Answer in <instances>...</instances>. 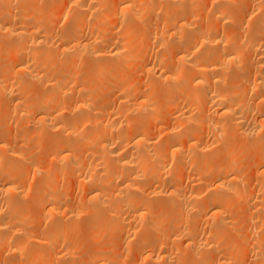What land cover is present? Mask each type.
<instances>
[{
  "label": "bare ground",
  "instance_id": "6f19581e",
  "mask_svg": "<svg viewBox=\"0 0 264 264\" xmlns=\"http://www.w3.org/2000/svg\"><path fill=\"white\" fill-rule=\"evenodd\" d=\"M244 1L241 16L237 0H0V50L13 62L0 93L13 96L17 131L0 129V264H173L178 236L218 248L233 197L246 195L244 166L264 174V0ZM32 135L49 137L44 162L29 154ZM237 140L254 149L247 163ZM65 176L80 198L59 187ZM83 215L89 243L105 246L77 263L69 222ZM253 216L240 226L257 257L264 220ZM164 221L174 238L152 237ZM228 250L201 261L242 264Z\"/></svg>",
  "mask_w": 264,
  "mask_h": 264
},
{
  "label": "rangeland",
  "instance_id": "374dc122",
  "mask_svg": "<svg viewBox=\"0 0 264 264\" xmlns=\"http://www.w3.org/2000/svg\"><path fill=\"white\" fill-rule=\"evenodd\" d=\"M203 1V0H202ZM231 1V0H230ZM236 1V0H235ZM234 0H233V2H235ZM237 1H239L240 2V0H237ZM244 1V0H243ZM247 1V0H246ZM196 2V1H195ZM194 2V4H197V5H199V7H200V10H201V8H202V10H204V11H207L208 9H206L208 6H207V3H205V6H207V7H205L204 5H203V3L202 2H199V1H197L196 3ZM232 2V3H233ZM239 2H237L238 3V5H236L237 3L235 2V3H233L234 4V6L236 5V6H239ZM245 2V1H244ZM244 2H240L241 3V7L239 6L238 7V10H235L236 8L234 7V9H232V10H235L234 12H235V14H237L238 13V15L239 14H241V16H242V10L243 9H246V8H248V3L246 2V4L244 3ZM202 3V4H201ZM245 4V5H244ZM246 5H247V7H246ZM249 7H250V5H249ZM242 9V10H241ZM250 9V8H249ZM249 9H246V10H244V11H246V12H248L249 11ZM237 11H241L240 13L239 12H237ZM243 13H245V12H243ZM203 14H205L204 12H203ZM244 15V14H243ZM246 16H247V14H245ZM244 15V16H245ZM55 27V26H54ZM7 51V50H6ZM7 52H9V51H7ZM0 67H3V66H6V68H8L9 66L10 67H12L11 65L13 64V62H11V61H8V57L6 58L7 59V61H6V59H5V51H4V49H2V51L0 50ZM8 56V55H7ZM3 65V66H2ZM137 69H139V67H137ZM132 74H135L134 72H132ZM136 75V74H135ZM109 80V78L108 79H104L103 81H105V82H109L108 81ZM111 81V80H110ZM106 83V84H107ZM109 84L110 83H108V86H109ZM32 88H35V90L34 89H32ZM106 91V90H105ZM108 91V90H107ZM109 92V91H108ZM38 90H37V87H35V86H32L31 88H29V89H25L24 91H23V94L26 96V98H25V96L21 93V95H23L22 97H24L25 99H27V98H29V99H32V98H35L38 94ZM105 93V92H104ZM27 94V95H26ZM29 95H30V97H29ZM28 96V97H27ZM13 96H11V95H6V96H4V95H2L1 93H0V129H2V131H4L3 133H5V134H7V135H13V133L16 131V128H15V125H16V120H15V117L14 116H12V114L10 113V111H9V109H8V103L10 102V99L12 98ZM107 97H108V99H107ZM109 98H110V93H105V95H102V102L104 101V102H106V101H108L109 100ZM104 99V100H103ZM107 99V100H106ZM99 101H100V99H99ZM6 104V105H5ZM17 132V131H16ZM0 133H1V131H0ZM44 137H46V138H44L43 139V136H40L39 138L37 137V135H32L30 138H29V140L30 141H32V142H30L29 141V143H30V145L32 144V146L30 147V148H32V150H30L29 151V154H30V156H33V157H38L39 159H41V161L42 162H44L45 161V158H44V147H45V145L48 143L47 141H49V137L47 136V135H44ZM48 137V138H47ZM41 138L43 139V140H41ZM39 139V140H38ZM35 140H37V141H35ZM42 141V147H41V144H39V141ZM47 140V141H46ZM41 141H40V143H41ZM238 142L237 143H239L240 142V144L239 145H237V143H236V145L238 146V148L236 149V151L238 150V153H237V158L238 159H242L243 160V162L244 163H247L249 160H250V156H252L253 154L252 153H254V149H251V147H250V150H249V146L247 145V144H245L246 142L245 141H243V140H237ZM38 142V143H37ZM244 142V143H243ZM36 143V144H35ZM242 143V144H241ZM248 143V142H247ZM35 144V145H34ZM240 145H241V147H240ZM244 145H247L248 147L246 148V146H244ZM36 146V147H35ZM44 146V147H43ZM37 147H39V148H37ZM242 148L243 150H244V148H245V150L244 151H242V150H240V148ZM33 148H36L35 149V151H34V149ZM247 149V150H246ZM240 150V151H239ZM252 150V151H251ZM250 151V152H249ZM240 152V153H239ZM242 152V153H241ZM246 152H248L247 154H246ZM239 154H241L240 155V157H239ZM245 154H246V156H245ZM251 154V155H250ZM241 156H242V158H241ZM41 157V158H40ZM245 157V158H244ZM247 157V158H246ZM250 167H252V166H244V175H243V177H245V184H243V186H242V189H243V191H245V192H247V186H249V187H254L255 189H256V193L253 195V198L251 199L250 198V196H248L247 195V193H245L244 192V194H246L245 195V197L243 198V199H241V198H238V197H233L234 198V200H233V202H231V203H233L232 204V206H235L236 207V210H235V212H233V214L234 215H232V211H234V207L230 210L231 211V214H228L227 216H226V218L224 219V222L227 224V225H229V226H231V231H229V227L227 226V228H226V226L224 227L223 226V229H222V232H224V233H226V235L224 234V238L219 242V245H218V248H219V250H218V248L216 247V248H214L211 252L207 249L208 248V241H210V238L208 237V236H206V239L205 240H203V242H201L202 244H199V246L196 248V249H194V248H189V247H187V242H186V239L185 238H179V236H178V240H177V242L174 244L175 245V249L176 250H172V251H168V254H169V259H168V261L169 262H171V263H173V264H195V261H193V259H196V258H200L199 259V261H197V259H196V264H203L202 262L203 261H201V260H203L204 258H203V256L204 257H206V254H210L211 255V253L212 254H215L216 253V250H218L217 251V253L216 254H218V255H222V253H225V251L228 253V249H232V248H234V247H236V249H237V254L239 253V254H243L244 255V259H242V260H244V261H242L241 263L242 264H264V250H263V252H261L257 257L256 256H254V253L253 254H250L251 252L249 251V247L252 245V243L251 244H244L243 242H242V235L241 234H243V231H244V229H245V227H246V225L250 222V220L248 221V216L251 214H254V221L256 222L255 224H257V222L258 221H260V219L261 220H264V174H262V173H258L257 175H254L253 174V170H252V168L251 169H249ZM252 170V171H251ZM242 173V172H241ZM243 174V173H242ZM58 179V178H57ZM64 179H65V181H67V182H62L63 181V178H62V180H61V178L59 179V184L58 185H60L59 187L60 188H62V189H66V191L68 192V196H69V194H72V195H70L69 197H67V198H69L68 200H71V201H74V200H72V198L74 199H77L76 197H81L82 196V193L78 190V188L76 187V185H75V183L72 181V179H71V177H69V176H65L64 177ZM69 179V180H68ZM38 180H39V178H38ZM38 180H37V182H36V184H33L32 185V191H33V193H35V192H37L36 191V189H37V185H38ZM71 180V181H70ZM68 185H70V186H68ZM66 186V187H65ZM74 186V187H73ZM244 187V188H243ZM81 193V194H80ZM73 194H74V196H73ZM81 195V196H78V195ZM257 197V198H256ZM246 198H248V200L246 199ZM247 201H246V200ZM249 199H250V201H251V203L254 205V208H253V206H252V204H250V201H249ZM253 199H254V202H253ZM257 199V201H255ZM231 200V201H232ZM243 200H245V201H243ZM249 201V202H248ZM243 202H244V204H243ZM24 204L26 205V208H29L30 209V211H31V213H30V216L31 217H33V219H34V216H35V213H37V209H38V207H37V205H36V203L35 202H33V200L30 198V197H27V198H25L24 199ZM34 204V205H33ZM154 204H156L157 205V202L156 203H154ZM244 206H243V205ZM246 204H250V206L248 205V207H247V205ZM31 205H32V207L34 208L35 207V205H36V208L35 209H33L32 207H31ZM255 205H256V207H255ZM243 207H244V209H243ZM252 207V208H251ZM239 208V209H238ZM248 208H249V210H248ZM35 212H34V211ZM254 212V213H253ZM258 212V213H257ZM34 213V214H33ZM37 216V215H36ZM35 216V217H36ZM256 216V217H255ZM209 217V219H210V215L208 216ZM162 218H164V216H162V213H159V215H154L153 217H152V223H155V224H158L159 225V221H161L162 220ZM256 218H257V220H256ZM212 219V218H211ZM210 219V222L212 221ZM35 220H37V219H34V221ZM39 220V219H38ZM90 217H89V215H83V216H80V217H78V218H75L74 220H71V222H69V223H72V222H74V224H75V226H74V229H72V231H70V233H69V235H70V238L71 239H74V246H76L77 245V247H75V252H76V254L74 255V260L75 261H77V259H78V261H77V263L78 262H80L81 261V263H85L84 261H86V259H88V261H89V256L92 254V252L94 253V251L95 250H98V249H100L103 245L105 246V243L103 244V241H100L99 243H101V245H99L98 243H93V244H91V243H89V241L87 240V237H86V235L87 234H85L86 233V230H87V227H88V223H91L90 221ZM202 220V218L200 219L199 218V221H198V225H197V227L199 226V228L200 229H204V228H206V230H207V227L204 225V223H203V221H201ZM226 220H227V222H226ZM34 221H32L31 222V224H30V226H33V231H36V232H40L41 233V231H44L45 230V226H40L41 224H39L38 223V221L37 222H34ZM70 221V220H69ZM254 221H252V222H254ZM161 222H163V221H161ZM165 223H162V224H160V229H158V230H153L152 229V231H150L151 233V235H152V237H155V238H157V236L158 237H162L163 235H168V233L170 234V231H171V238H174L173 237V235L175 234V231H174V233H172V229H171V225H172V223H171V221H164ZM33 223H35V224H33ZM38 223V224H37ZM41 223V222H40ZM229 223V224H228ZM73 224V223H72ZM87 224V226H85ZM236 224H238V225H236ZM242 224V225H241ZM254 224V225H255ZM42 225H44L43 223H42ZM70 225V224H69ZM244 228H242L241 226ZM254 225H252L253 227H254ZM37 226H39V227H37ZM234 226V227H233ZM239 226V227H238ZM235 227H238V228H235ZM241 227V228H240ZM257 227V226H256ZM28 228L31 230V228L28 226ZM36 230H35V229ZM42 228V230L40 231L39 229H41ZM44 228V229H43ZM233 228H235V229H237V230H233ZM81 229H83V231L81 230ZM198 229V228H197ZM39 230V231H38ZM73 230H74V234H73ZM243 230V231H242ZM228 231L230 232V234H228ZM235 231V232H234ZM237 231V232H236ZM231 232H234L233 234L231 233ZM72 233V234H71ZM163 234V235H162ZM177 235H178V232L176 233ZM261 234H264V231H262V233ZM78 236H79V239H78ZM82 236V237H81ZM182 236V235H181ZM180 236V237H181ZM263 236V235H262ZM76 237V238H75ZM84 237V238H83ZM264 237V236H263ZM77 240H78V242H77ZM79 240H80V245H81V247H79L80 245H79ZM103 244V245H102ZM173 245V246H174ZM201 245V246H200ZM226 247V249H225V247ZM227 246H228V249H227ZM85 247V248H84ZM171 247H172V245H171ZM224 249V250H222V248ZM78 248V249H77ZM172 248H174V247H172ZM88 251H87V250ZM80 250V251H79ZM94 250V251H93ZM210 252V253H209ZM247 252V253H246ZM126 253V252H125ZM0 254H1V250H0ZM90 254V255H89ZM80 255V256H79ZM122 255L123 256H126V258L125 259H127L128 257L127 256H130V258H132L131 257V254H125L124 255V252L122 253ZM119 256H121V255H119ZM194 257V258H193ZM84 258V259H83ZM130 258H128L127 260V262H129V259ZM202 258V259H201ZM123 259H124V257H123ZM233 260V259H232ZM160 261V260H159ZM159 261H157V262H155L154 264H162L161 262H159ZM201 261V262H200ZM234 261V260H233ZM244 262V263H243ZM87 263V262H86ZM166 264V263H165Z\"/></svg>",
  "mask_w": 264,
  "mask_h": 264
}]
</instances>
